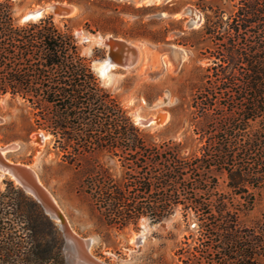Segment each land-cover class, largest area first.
<instances>
[{
    "label": "trees",
    "instance_id": "16d2710c",
    "mask_svg": "<svg viewBox=\"0 0 264 264\" xmlns=\"http://www.w3.org/2000/svg\"><path fill=\"white\" fill-rule=\"evenodd\" d=\"M193 5L204 14L202 37L212 41V64L192 86L190 103L192 125L208 133L199 156L151 146L101 86L74 35L51 17L17 24L10 0H0V97L20 102L27 138L49 134L61 161L83 174L81 192L106 225L124 230L142 217L159 223L184 201L198 237L177 251L182 264H264V209L247 219L264 192V0ZM227 8L230 16H211ZM106 158L120 163L119 177ZM213 170L226 174L228 192L208 176ZM3 185L0 264H48L58 254L56 242L38 236L39 220L48 218L12 181Z\"/></svg>",
    "mask_w": 264,
    "mask_h": 264
},
{
    "label": "rangeland",
    "instance_id": "374dc122",
    "mask_svg": "<svg viewBox=\"0 0 264 264\" xmlns=\"http://www.w3.org/2000/svg\"><path fill=\"white\" fill-rule=\"evenodd\" d=\"M10 1L12 17L19 25L51 17L60 29L69 30L81 54L90 60L91 68L94 61L109 58L110 49L103 43L92 44L88 51L91 43L85 42L82 37H101L107 41L119 39L136 47L139 58L137 64L129 69L116 66L108 79L100 78L92 68L95 76L101 86L127 110L132 122L151 146L178 147L180 157L187 159L200 155L199 148L208 138V133L202 134L195 130L191 123L190 103L192 86L200 84L205 68L212 64L207 51L211 49L212 41L202 37L204 14L193 5L196 0H171L149 6H136L125 0ZM204 1L216 6L236 2ZM50 5L69 6L74 10L58 16L51 10L38 20L22 21L28 12ZM187 7L202 14L200 26H190L189 15L182 14ZM211 16H230V9L226 13ZM159 37H165V42H155ZM182 38L195 41V47L175 44V40ZM162 45H175L185 51L180 64H177V57L173 58L175 66L172 62L165 64L167 59H162L154 50V47ZM19 105L18 101H10L8 95L0 97V146L15 147L5 154L6 159L10 163L27 164L34 170L67 226L82 240L91 239L90 249L95 258L110 264H182L177 251L185 247V242L191 244L198 237L197 218L189 205L181 201L174 212L159 223H153L149 217H142L136 225L131 224L124 230L106 225L90 197L81 192L83 174L61 161L51 136L39 131L27 138L29 116L22 113ZM5 140L10 141L6 143ZM103 162L111 167L117 177L120 176L119 162L109 158ZM208 176L216 178L220 192H228L224 172L213 170ZM4 180H10L18 186L9 175L4 174L0 177L2 189ZM24 194L40 207L50 221L49 224V221L39 220L38 226V236L43 244L53 245L56 242L54 246L58 254L48 264H54L57 259L67 264L63 233L41 205L31 195ZM263 209L264 192L247 219L256 218Z\"/></svg>",
    "mask_w": 264,
    "mask_h": 264
},
{
    "label": "water",
    "instance_id": "95a60500",
    "mask_svg": "<svg viewBox=\"0 0 264 264\" xmlns=\"http://www.w3.org/2000/svg\"><path fill=\"white\" fill-rule=\"evenodd\" d=\"M128 2L136 3V4H142V5H150V4H160V3H168L171 0H125ZM56 10L60 12V14H67L71 10V7L69 6H55ZM182 14H187L190 17L189 24L190 26H200L202 23V14L191 7H187ZM160 15H163L160 14ZM23 22L30 21V18L28 16L22 17ZM106 46L109 47L110 55H119L121 57L120 66L126 67V65H133L137 62V49L136 47L132 46L129 43H126L125 41L114 39L109 40L106 43ZM154 50L156 53L160 55L162 59L166 58V63L172 62V64L175 66V61L173 60L174 57L178 58L177 64H180L185 51L182 49L177 48L175 45L170 46H156L154 47ZM14 146H0V171L5 170L7 171L6 175H9L12 180L27 194L31 195L42 207L44 212L49 215L52 219L55 217H61V214L57 207L54 204V202H50L44 198L42 195L41 189L35 182V178H37L36 173L34 170L27 164H15L10 163L7 159L5 154H7L9 151L14 149ZM4 153V154H3ZM1 173V172H0ZM53 200V199H52ZM84 241V240H83ZM88 242V241H85ZM64 252H65V258L67 264H72L70 259L67 256L66 251V243H64ZM98 259V258H97ZM100 260V259H99ZM102 261V260H101ZM78 264H110L105 261L98 262L91 259L85 258Z\"/></svg>",
    "mask_w": 264,
    "mask_h": 264
},
{
    "label": "bare ground",
    "instance_id": "6f19581e",
    "mask_svg": "<svg viewBox=\"0 0 264 264\" xmlns=\"http://www.w3.org/2000/svg\"><path fill=\"white\" fill-rule=\"evenodd\" d=\"M51 10L57 16L60 14V12L58 10H56L55 6H51L50 5L49 7H46V8L44 7V9H42V7H41V9H36L34 11H30V12H28L25 15V17L28 16L30 18V20H34L35 21V20H38L40 17H42L44 13H46L48 11H51ZM72 10H74V9H71L67 13H71ZM82 39L85 42H90L91 43L88 46V48H87L88 51H90L92 44H101L102 45L104 43V45L106 46V43H107V40H108V39L104 40L101 37L100 38H96V37L85 38V37H82ZM120 61H121V57L119 55H111L109 58H106L104 60L94 61L93 65H92V68H93V70L96 72V74L100 78L108 79L111 76L112 69H115L116 66H119L120 65ZM138 61H139V58L137 56L136 64L138 63ZM124 68L125 69H129V68H131V65H126V67H124ZM156 120H158V119H156ZM45 137L48 138V136H44V138ZM39 143H41V142H39ZM0 172H1L0 177L3 176L4 174H7V171H5V170H1ZM35 182L39 186V188L41 189V192H42V195L44 196V198L46 200L52 202L53 201L52 198L49 196L48 192L42 186V183L40 181H38L37 178H35ZM53 205H55V204H53ZM54 220H55L57 226L59 227V229L61 230V232L63 233L64 240H65V243H66V251H67L66 253H67V256L70 259L72 264H78L79 262H81L85 258L91 259V260H94V261H98V262H102L101 260L95 258L92 255V252H91V249H90L91 239H89L88 242H85L79 236H77V234L68 227L69 225L67 226V224L65 222L66 220H64L62 214H61L60 218L59 217H55ZM141 238H143V236H141Z\"/></svg>",
    "mask_w": 264,
    "mask_h": 264
},
{
    "label": "crops",
    "instance_id": "0c3cea01",
    "mask_svg": "<svg viewBox=\"0 0 264 264\" xmlns=\"http://www.w3.org/2000/svg\"><path fill=\"white\" fill-rule=\"evenodd\" d=\"M136 6H139V5H141V4H136V3H134ZM150 5H152V4H150ZM146 6H149V5H146Z\"/></svg>",
    "mask_w": 264,
    "mask_h": 264
}]
</instances>
